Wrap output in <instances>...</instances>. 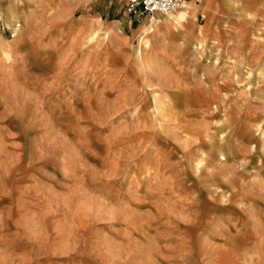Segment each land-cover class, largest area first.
Segmentation results:
<instances>
[{
  "label": "rangeland",
  "instance_id": "rangeland-1",
  "mask_svg": "<svg viewBox=\"0 0 264 264\" xmlns=\"http://www.w3.org/2000/svg\"><path fill=\"white\" fill-rule=\"evenodd\" d=\"M237 2L186 3L229 29L195 43L1 0L0 264H264V0Z\"/></svg>",
  "mask_w": 264,
  "mask_h": 264
},
{
  "label": "crops",
  "instance_id": "crops-1",
  "mask_svg": "<svg viewBox=\"0 0 264 264\" xmlns=\"http://www.w3.org/2000/svg\"><path fill=\"white\" fill-rule=\"evenodd\" d=\"M186 1H187V3H190L194 6H203L204 9H206L210 14L214 12L218 16H221V14H220V12L215 11V7H219L221 5L222 11L226 12L228 10L231 13L234 6H239L237 0H186ZM0 2H1V0H0ZM190 4L186 7H184L183 10H178V12L176 14L172 13V14L168 15L167 17H163L162 15H154L155 17L156 16L163 17V18H161V17L159 18V19H161V23H159L158 25H155V27L156 26L161 27V30L163 31V36H165V38L162 37V39L164 41L173 42V40L176 39L175 37L177 35V41L178 42H180V41L192 42L193 41L196 43L198 33L200 36L203 35V33H202L203 30L201 28L199 29V27H201V26H205V31L211 32V34L212 33H219V32L226 33L227 31H229L228 28L220 26V24H219V26H215L214 24L206 26L207 20L203 16V14H201V13H198L196 15V17L191 16L189 9H191L192 7ZM20 5H22L21 2H20ZM16 6H17V2L12 4V5L10 4V6H8V8L10 7V10L7 14L9 15V13H11L13 11L15 12ZM19 9H20V7H19ZM263 11H264V9H263ZM234 12L238 15L241 14L240 10H234ZM263 15H264V13H263ZM154 16H145V18L150 17V18H148V20L147 19L144 20L145 18L143 17V19H142V20H144L143 23L142 22L140 23V21H141L140 18L139 19L134 18L135 23L139 24L137 27H139L140 31H142V28L144 26L150 25L152 23L151 19ZM8 18H9V16H8ZM188 18H189V21L185 22V25L183 27H179V30L177 29L176 25H174L173 23L170 22V21H174V23H182V22L186 21ZM218 23H220V22H218ZM236 27H237V25H236ZM231 33H234V32L232 31ZM167 34L168 35L171 34V36L168 37V36H166Z\"/></svg>",
  "mask_w": 264,
  "mask_h": 264
},
{
  "label": "built area",
  "instance_id": "built-area-1",
  "mask_svg": "<svg viewBox=\"0 0 264 264\" xmlns=\"http://www.w3.org/2000/svg\"><path fill=\"white\" fill-rule=\"evenodd\" d=\"M127 13L135 19L145 15L169 14L186 7V0H124Z\"/></svg>",
  "mask_w": 264,
  "mask_h": 264
},
{
  "label": "bare ground",
  "instance_id": "bare-ground-1",
  "mask_svg": "<svg viewBox=\"0 0 264 264\" xmlns=\"http://www.w3.org/2000/svg\"><path fill=\"white\" fill-rule=\"evenodd\" d=\"M19 5H20V4H17V6H16V8H15V12L13 11V12L9 13L8 16H9L10 19H12V17L16 16V15H17V12L20 11V9H19ZM8 9L10 10V7H9ZM171 14H172V13H171ZM169 15H170V14H169ZM241 19H243V18L241 17Z\"/></svg>",
  "mask_w": 264,
  "mask_h": 264
}]
</instances>
